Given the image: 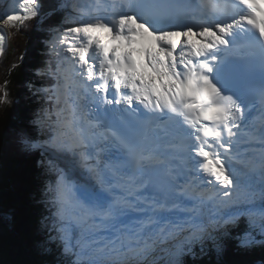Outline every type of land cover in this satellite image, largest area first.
Instances as JSON below:
<instances>
[{
	"label": "snow or ice",
	"instance_id": "obj_1",
	"mask_svg": "<svg viewBox=\"0 0 264 264\" xmlns=\"http://www.w3.org/2000/svg\"><path fill=\"white\" fill-rule=\"evenodd\" d=\"M79 7L49 9L61 16L51 52L59 59L58 45L75 41L66 49L83 78L75 118L63 116L61 65L49 55L36 69L45 82L33 85L40 106L11 131L36 157L40 216L50 221L37 242L56 241L58 264H187L197 248L216 264L229 247L264 257V0H119L111 21L69 23ZM189 7L203 15L182 16ZM20 10L0 19L37 18L40 0ZM240 36L251 56L231 54ZM6 40L0 31V54ZM8 102L5 83L0 106ZM242 132L254 151L238 172Z\"/></svg>",
	"mask_w": 264,
	"mask_h": 264
},
{
	"label": "trees",
	"instance_id": "obj_2",
	"mask_svg": "<svg viewBox=\"0 0 264 264\" xmlns=\"http://www.w3.org/2000/svg\"><path fill=\"white\" fill-rule=\"evenodd\" d=\"M75 1L78 0H67L70 4ZM55 3L56 0H40V14L34 19L18 23L0 19V30L7 36L5 50L0 54V92L6 83L9 101L0 106V264H58L61 259L56 241L48 240L43 245L37 242V237H43V229L50 221L40 216L41 206L35 191L36 157L19 151L11 138L12 129L34 109L38 110L41 104L33 85L45 82V78L38 77L36 69L51 55L53 67L59 63L63 73L68 63L66 49L75 42L70 39L67 46L66 43L63 47L58 45L59 59L51 52L52 26L61 18L59 13L53 16L49 12ZM69 11L71 9L64 11L63 15L68 16ZM4 15L0 9V17ZM78 20L90 19L73 15L68 22ZM61 109L65 118L67 109L64 103ZM195 253V257L186 258L187 264H216L218 259L212 253L201 255L198 248ZM223 259L226 264L241 260L264 264L259 250L245 257L229 247Z\"/></svg>",
	"mask_w": 264,
	"mask_h": 264
},
{
	"label": "rangeland",
	"instance_id": "obj_3",
	"mask_svg": "<svg viewBox=\"0 0 264 264\" xmlns=\"http://www.w3.org/2000/svg\"><path fill=\"white\" fill-rule=\"evenodd\" d=\"M75 4L80 6L77 11L79 13L78 16L82 17V18L87 16L88 19L92 20L95 17L96 18L100 17V18H105V19H108V20L111 21L114 18V16H115V13H113L110 10L109 5H108V3H105V0H78V1H75ZM55 39H56V37H55V34H54L53 40H55ZM57 44H58V41H57ZM67 44H69L68 41H66V46H67ZM64 45H59V46L63 47ZM67 56H68V60H66V61H69L68 64L72 65V67L75 68V71H74V69H72L74 80L75 81H79V79L81 77L78 76V74H77L79 72L78 65L74 64L73 57L71 56V54L67 53ZM67 56L65 55V57H67ZM76 70H77V72H76ZM63 87H64V97L66 98L67 103L69 104V100L71 99V97H72V95L74 93L71 94L69 92V89L67 88V86H63ZM69 107H71V105ZM71 108L73 109V107H71ZM251 154H252V152L248 151L246 156L242 160H239L241 162L234 161L232 163V166L238 172L244 171L245 170L244 169V163H246L248 161V159H249ZM205 194H206V198L211 197V195L209 193H205ZM214 195H215V193H213L212 196H214Z\"/></svg>",
	"mask_w": 264,
	"mask_h": 264
},
{
	"label": "bare ground",
	"instance_id": "obj_4",
	"mask_svg": "<svg viewBox=\"0 0 264 264\" xmlns=\"http://www.w3.org/2000/svg\"><path fill=\"white\" fill-rule=\"evenodd\" d=\"M112 0H105V3H108L110 4ZM206 4H209L208 2H206ZM62 78L64 79L63 82H64V85L66 86H70L71 83L73 84H77V81L74 80V76H73V71L69 70V72H65L63 74H61ZM83 79L82 77L80 78V80ZM64 99L66 100V98L64 97ZM67 101V100H66ZM78 101L79 98H78ZM66 109H67V114H68V117H67V120L71 121L75 118L74 114H75V109L73 110L71 107H69L68 105L66 106ZM198 182V181H197Z\"/></svg>",
	"mask_w": 264,
	"mask_h": 264
}]
</instances>
